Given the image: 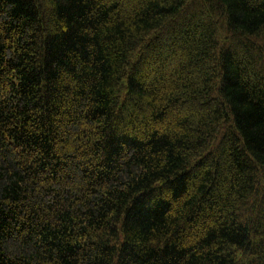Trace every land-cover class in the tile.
I'll use <instances>...</instances> for the list:
<instances>
[{"label":"trees","instance_id":"obj_1","mask_svg":"<svg viewBox=\"0 0 264 264\" xmlns=\"http://www.w3.org/2000/svg\"><path fill=\"white\" fill-rule=\"evenodd\" d=\"M0 264H264V0H0Z\"/></svg>","mask_w":264,"mask_h":264}]
</instances>
